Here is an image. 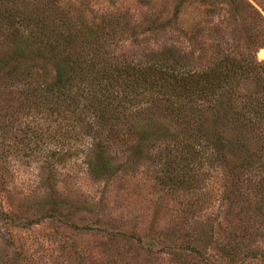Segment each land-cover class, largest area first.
<instances>
[{
	"label": "rangeland",
	"instance_id": "obj_1",
	"mask_svg": "<svg viewBox=\"0 0 264 264\" xmlns=\"http://www.w3.org/2000/svg\"><path fill=\"white\" fill-rule=\"evenodd\" d=\"M18 3L19 10L47 6L106 29L123 17L110 46L117 54L174 45L199 66L216 44H239L264 62V0ZM174 11L173 25H164ZM9 35L0 29V50L11 43ZM10 84L0 81V264H264V210L243 181L246 170L230 189L219 161L193 193L167 195L157 188L164 161L155 156L158 145L137 161L129 157L134 141L128 138L107 147L112 170L105 177L88 175L84 157L55 165L45 157L53 145L27 133L26 125L36 123L22 114ZM250 147L264 157V140Z\"/></svg>",
	"mask_w": 264,
	"mask_h": 264
},
{
	"label": "trees",
	"instance_id": "obj_2",
	"mask_svg": "<svg viewBox=\"0 0 264 264\" xmlns=\"http://www.w3.org/2000/svg\"><path fill=\"white\" fill-rule=\"evenodd\" d=\"M18 2L0 0V29L11 39L0 50V81H11L18 108L32 115L36 125H26L27 133L53 145L45 157L61 166L84 157L88 175L105 177L112 170L109 145L133 140L129 157L137 161L158 145L161 193H193L220 161L230 189L248 172L243 181L264 210V157L250 147L264 140V62L254 49L252 55L218 43L199 66L174 45L117 54L110 46L123 17L106 29L47 6L19 10ZM176 14L164 25L171 27Z\"/></svg>",
	"mask_w": 264,
	"mask_h": 264
}]
</instances>
